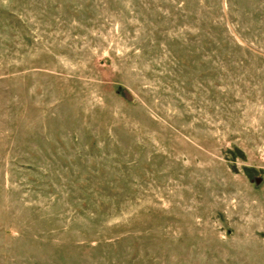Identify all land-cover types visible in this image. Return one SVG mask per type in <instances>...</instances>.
Returning a JSON list of instances; mask_svg holds the SVG:
<instances>
[{
	"label": "rangeland",
	"instance_id": "1",
	"mask_svg": "<svg viewBox=\"0 0 264 264\" xmlns=\"http://www.w3.org/2000/svg\"><path fill=\"white\" fill-rule=\"evenodd\" d=\"M0 264H264V0H0Z\"/></svg>",
	"mask_w": 264,
	"mask_h": 264
}]
</instances>
